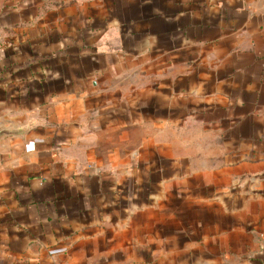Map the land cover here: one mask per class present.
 <instances>
[{
  "label": "crops",
  "instance_id": "1",
  "mask_svg": "<svg viewBox=\"0 0 264 264\" xmlns=\"http://www.w3.org/2000/svg\"><path fill=\"white\" fill-rule=\"evenodd\" d=\"M0 264H264V2L0 0Z\"/></svg>",
  "mask_w": 264,
  "mask_h": 264
},
{
  "label": "built area",
  "instance_id": "2",
  "mask_svg": "<svg viewBox=\"0 0 264 264\" xmlns=\"http://www.w3.org/2000/svg\"><path fill=\"white\" fill-rule=\"evenodd\" d=\"M261 1H263V2H264V0H261Z\"/></svg>",
  "mask_w": 264,
  "mask_h": 264
}]
</instances>
